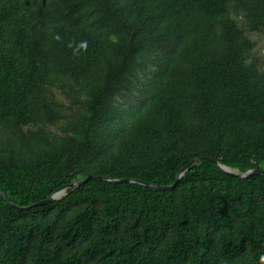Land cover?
Segmentation results:
<instances>
[{
  "label": "trees",
  "instance_id": "16d2710c",
  "mask_svg": "<svg viewBox=\"0 0 264 264\" xmlns=\"http://www.w3.org/2000/svg\"><path fill=\"white\" fill-rule=\"evenodd\" d=\"M254 33L264 0H0V264H264V174L214 163L264 169Z\"/></svg>",
  "mask_w": 264,
  "mask_h": 264
},
{
  "label": "water",
  "instance_id": "95a60500",
  "mask_svg": "<svg viewBox=\"0 0 264 264\" xmlns=\"http://www.w3.org/2000/svg\"><path fill=\"white\" fill-rule=\"evenodd\" d=\"M207 158L204 157H196L194 159H192L185 167L182 168L181 172L177 175L176 181L174 183V185L171 186H160V185H156L154 183L151 182H146L143 180H137V179H132V178H123V179H110V178H105L102 176H93V175H89L87 176L85 179L78 181V182H73L67 185L62 186L61 188H59L56 192H54L47 200L41 201L37 204H35L34 206H41V205H45L47 203L53 202L54 200L58 199L59 197L63 196L66 194L68 189H77L78 187H80L81 185H83L84 183L88 182L91 178H98L100 180H104V181H108L111 183H138V184H142L148 187H152V188H157V189H164V190H172L176 187V185L178 184V182L181 180L183 174L185 173V171L193 166L198 164L199 162L206 160ZM214 163L226 174L232 175V176H236L240 179H248L250 177H252L255 174H264V169H254V170H249L247 172L244 173H240L237 172L229 167H226L222 164H220L218 161H214ZM0 194L3 196V198L10 203L12 206L17 207L20 210H27V209H31L33 206H26V207H20V206H16L15 204H13L10 199L4 194V192L2 191L1 187H0Z\"/></svg>",
  "mask_w": 264,
  "mask_h": 264
},
{
  "label": "rangeland",
  "instance_id": "374dc122",
  "mask_svg": "<svg viewBox=\"0 0 264 264\" xmlns=\"http://www.w3.org/2000/svg\"><path fill=\"white\" fill-rule=\"evenodd\" d=\"M251 37L256 44L253 55L264 67V33H254Z\"/></svg>",
  "mask_w": 264,
  "mask_h": 264
}]
</instances>
